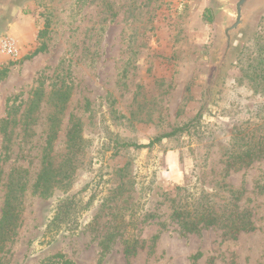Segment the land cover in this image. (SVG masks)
<instances>
[{"label": "rangeland", "instance_id": "1", "mask_svg": "<svg viewBox=\"0 0 264 264\" xmlns=\"http://www.w3.org/2000/svg\"><path fill=\"white\" fill-rule=\"evenodd\" d=\"M19 7L0 32V220L10 183L25 190L16 191L20 227L0 264H264V158L238 171L224 164L264 123L256 117L264 92L248 69L261 57L264 15L217 89L225 61L215 52L213 0H22ZM199 115L190 134L151 149L122 146L148 144ZM54 121L58 176L45 194L36 183ZM75 121L83 143L72 153ZM178 188L218 211L238 193L255 230L237 238L221 227L183 234L171 219L184 196ZM73 195L90 201L79 227L50 236L57 202ZM132 237L135 255L125 253Z\"/></svg>", "mask_w": 264, "mask_h": 264}, {"label": "trees", "instance_id": "2", "mask_svg": "<svg viewBox=\"0 0 264 264\" xmlns=\"http://www.w3.org/2000/svg\"><path fill=\"white\" fill-rule=\"evenodd\" d=\"M207 20L208 23L213 22V17L209 13L207 15ZM44 51L45 46L36 50L34 54L27 58H32ZM260 56V58L255 59L252 61V64L248 66V69L252 71V75L249 76V79L256 84V87L261 88L264 92V46L260 49ZM263 112L264 104L258 106L256 117L258 116V118H263L262 120H264V116H261ZM199 117L200 115L192 122L174 129L171 133L156 137L148 144L133 143L124 144L122 146L124 148H134L136 150L151 149L155 145L162 143L165 139H172L184 134H190L191 131L195 130L198 126L200 121ZM258 130L260 132L257 136L252 134L248 136V138L244 136L241 138V140H244V144L242 146L239 144L238 150L232 151L224 162L226 172L247 168L251 166L254 161L264 158V123L258 127ZM57 136L58 125L54 121L53 130L47 139L43 169L36 183V189L41 190L45 194L50 192L57 183L58 173H56L53 168L51 157ZM82 143V126L80 122L75 121L68 133V148L70 152H78ZM17 190L23 192L25 187L22 186L18 188L17 184L13 182L10 183L9 194L4 203L2 218L0 220V255L4 252L7 243L17 236L20 227L22 202L20 197L16 194ZM178 190L184 192V196L179 203L174 205L171 219L178 225L183 234L198 233L210 228L221 227L226 231L227 235L232 238H237L242 233H250L255 230L251 215L248 212L240 210L237 203L240 199L238 193L233 192V199L225 205L223 211H218L215 208V203L210 200L206 205L197 203L194 198L195 195L188 188H178ZM89 203L90 201L84 204L82 198L78 195L66 196L59 200L55 206L53 217L47 226V233L50 236H56L63 232L77 230L79 227V217L82 212L86 210ZM141 205V203H138L136 208H139ZM136 219L137 214H134L132 223H134ZM135 246H137V242L132 237L130 238L125 253L135 255L137 250ZM199 257V255L195 256L193 260H197ZM65 264H69V262H65Z\"/></svg>", "mask_w": 264, "mask_h": 264}, {"label": "flooded vegetation", "instance_id": "3", "mask_svg": "<svg viewBox=\"0 0 264 264\" xmlns=\"http://www.w3.org/2000/svg\"><path fill=\"white\" fill-rule=\"evenodd\" d=\"M22 0H0V29L5 22L12 19L14 14L20 8L19 5ZM225 10V43L219 55L226 57L230 50L231 43L234 36L242 28H250L249 18L261 7L264 6V0H220Z\"/></svg>", "mask_w": 264, "mask_h": 264}, {"label": "water", "instance_id": "4", "mask_svg": "<svg viewBox=\"0 0 264 264\" xmlns=\"http://www.w3.org/2000/svg\"><path fill=\"white\" fill-rule=\"evenodd\" d=\"M213 12L215 16V25H216V30H217V42H216V49L215 52H218L221 50V48L224 46L225 43V27H226V20H225V10L222 5V2L220 0H213ZM264 15V6L259 8L252 17L249 18L251 21L250 24L252 26L250 28H242L238 34L234 36V40L231 43L230 50L227 52L226 57L224 58V64L221 67V72L220 75L217 78V89L221 87L220 80L224 77L225 72L230 68L231 62L233 58L240 54L241 48L244 44V41L247 40L253 33H254V28L256 26V23L258 19ZM10 20L8 19L2 29H0V32L4 30L6 27L5 25L9 23ZM220 60V58L215 59V64L213 67L215 68L217 66V62ZM216 89V90H217Z\"/></svg>", "mask_w": 264, "mask_h": 264}, {"label": "built area", "instance_id": "5", "mask_svg": "<svg viewBox=\"0 0 264 264\" xmlns=\"http://www.w3.org/2000/svg\"><path fill=\"white\" fill-rule=\"evenodd\" d=\"M4 47L9 49V50L13 49V45L11 42H6Z\"/></svg>", "mask_w": 264, "mask_h": 264}]
</instances>
